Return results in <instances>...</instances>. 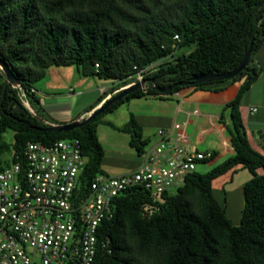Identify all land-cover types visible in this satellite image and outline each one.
I'll return each instance as SVG.
<instances>
[{
    "label": "trees",
    "instance_id": "obj_1",
    "mask_svg": "<svg viewBox=\"0 0 264 264\" xmlns=\"http://www.w3.org/2000/svg\"><path fill=\"white\" fill-rule=\"evenodd\" d=\"M253 39L249 65L236 78L194 82L201 74L237 69ZM263 45L264 0H0V59L19 80V87L11 86L0 70V169L17 161L25 165L28 142L78 138L86 160L80 189L86 193L102 173L104 149L97 128L105 115L134 98L245 78L225 106L235 155L206 173L192 174L175 195L155 196L137 188L117 198L114 217L99 230L100 243L110 241L113 252L100 249L97 264H264V174L258 173L264 170V154L251 145L241 115L242 100L262 73L255 57ZM181 49L185 51L179 54ZM163 59L165 64L147 80L171 87L169 92L158 93L150 82L147 93L132 92L69 132H49L21 98L20 87L29 102L40 103L35 84L52 66L75 65L84 76L111 79L123 87L130 76ZM116 128L131 134V146L145 153L148 142L134 116ZM8 130L14 131V142L6 141ZM9 152L10 159L4 160ZM238 166L253 178L244 185L245 207L236 226L216 199L213 184Z\"/></svg>",
    "mask_w": 264,
    "mask_h": 264
},
{
    "label": "built area",
    "instance_id": "obj_2",
    "mask_svg": "<svg viewBox=\"0 0 264 264\" xmlns=\"http://www.w3.org/2000/svg\"><path fill=\"white\" fill-rule=\"evenodd\" d=\"M166 61L130 76L114 94L145 81L142 89L147 93V78ZM20 90L24 104L31 107L26 92ZM110 90L101 89L108 94L104 103L113 97ZM187 126L183 122L176 133L159 129V139L146 147L140 167L116 176L100 173L86 193L80 189L86 160L78 138L28 142L25 165L17 161L0 169V264H97L100 249L111 254V242L100 243L99 230L114 217L117 198L137 188L155 196L175 195L214 158L212 152L189 149Z\"/></svg>",
    "mask_w": 264,
    "mask_h": 264
},
{
    "label": "crops",
    "instance_id": "obj_3",
    "mask_svg": "<svg viewBox=\"0 0 264 264\" xmlns=\"http://www.w3.org/2000/svg\"><path fill=\"white\" fill-rule=\"evenodd\" d=\"M255 59L262 67V73L245 94L241 104V115L251 145L264 154V45L257 52ZM244 81L245 78L208 89L186 87L172 95L134 98L116 111L105 115L97 128L98 137L104 149L102 173L108 176L125 174L135 171L144 163V155H140L131 146V134L116 128L126 125L131 116H134L142 127L143 137L148 142L147 147L158 141L159 129L176 133L183 122H188L185 131L189 137L190 150L212 152L215 161L213 167L234 156L235 150L230 133L232 122L230 111L226 110L225 106L236 98ZM112 86H116V89ZM118 86L117 83L112 82L102 88H111L109 94L114 96L116 95L114 93L121 88ZM37 96L38 98L40 96L38 91ZM104 101L99 106L103 105ZM89 113L86 111L73 120L48 122L68 124L85 119ZM239 170L245 169L238 166L234 172ZM249 178L247 182L253 178V175H249ZM215 182L216 180L214 184ZM247 182L242 184L241 189ZM226 208L228 214V206ZM228 217L234 225L241 224L242 215L231 218L228 214Z\"/></svg>",
    "mask_w": 264,
    "mask_h": 264
},
{
    "label": "rangeland",
    "instance_id": "obj_4",
    "mask_svg": "<svg viewBox=\"0 0 264 264\" xmlns=\"http://www.w3.org/2000/svg\"><path fill=\"white\" fill-rule=\"evenodd\" d=\"M184 51L181 49L178 53L182 54ZM0 70L3 72L1 67ZM112 82L116 83L111 79L84 76L75 65L52 66L47 70L46 77L35 84L40 93V103L31 99L30 105L35 113L47 121L73 120L95 106L104 95L100 89ZM112 87L116 89V86ZM4 136L7 142H14L13 130H8ZM10 156V152L6 153L3 159L8 160ZM214 165V159L209 160L204 167L200 166L199 172L206 173ZM259 174L263 175L264 170L260 169ZM249 175L252 174L247 169L236 173L233 170L218 178L214 184L215 197L222 206H228L231 218L243 215L245 197L241 186L250 179Z\"/></svg>",
    "mask_w": 264,
    "mask_h": 264
},
{
    "label": "water",
    "instance_id": "obj_5",
    "mask_svg": "<svg viewBox=\"0 0 264 264\" xmlns=\"http://www.w3.org/2000/svg\"><path fill=\"white\" fill-rule=\"evenodd\" d=\"M253 43H254V39L251 43L250 50L246 53V55L244 57L243 62L234 71H232L230 73H226V74H201V75H198V76L193 78L194 82L197 84H202V83H210V82L222 81V80H231L233 78H236L249 65ZM0 67L2 68L9 84L13 87H18L19 86V80H18L17 76L15 75V73L13 72L12 68L7 63H5L2 59H0ZM146 82L147 81H145L144 83H138L136 85H133L131 87H128V88L122 90L121 93L117 97L111 99L107 103L105 102L106 103L105 105L103 104V105L97 107L96 109H94L93 111H91L85 119L77 120V121H74V122L68 123V124H51V123H49V124H47L49 126L47 130L49 132H53V133H64V132H69V131H72L76 128H79L84 124V122H89V121L93 120L94 118H96L97 116L101 115L105 110H107L109 107H111L115 102L121 101L122 99H124L126 96H128L132 92H135L139 89H142L143 85ZM149 82L153 83V88L158 93L165 94L171 90V87H168V88L159 87L155 80H151ZM25 105L35 116H37V118L40 121H42V122L44 121V119L42 117L38 116L29 105H27V104H25Z\"/></svg>",
    "mask_w": 264,
    "mask_h": 264
}]
</instances>
